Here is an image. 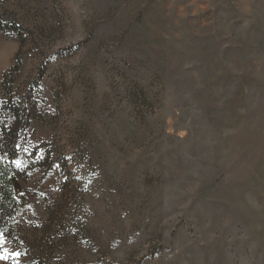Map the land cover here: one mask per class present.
<instances>
[{
	"label": "rangeland",
	"instance_id": "rangeland-1",
	"mask_svg": "<svg viewBox=\"0 0 264 264\" xmlns=\"http://www.w3.org/2000/svg\"><path fill=\"white\" fill-rule=\"evenodd\" d=\"M0 23L28 35L0 31V264H264V0H0ZM5 103L35 107L13 150Z\"/></svg>",
	"mask_w": 264,
	"mask_h": 264
},
{
	"label": "trees",
	"instance_id": "trees-1",
	"mask_svg": "<svg viewBox=\"0 0 264 264\" xmlns=\"http://www.w3.org/2000/svg\"><path fill=\"white\" fill-rule=\"evenodd\" d=\"M0 31H11L15 33L19 39L20 47L22 48L25 46L26 44L25 42L28 39V35L23 27L16 25V24L1 25L0 23ZM20 66H21V62H20L19 55L17 54L15 56L14 66L10 70H8L9 73H11V76L13 74L18 73ZM8 71L3 74L1 85L3 89V95L7 97L8 100L10 101V98H11L10 88L7 90V93L4 89V85L7 83V79L10 78L7 75ZM1 110L4 114H6V117L12 118V121L10 122V126L6 127V129L4 130L5 132L3 131V134L6 139L5 143L9 145L11 150H13L15 143H16V137H17L16 132H17L18 125L20 124L21 120H23L24 127H27L29 123V116L31 114V111L35 110V107H34V104L33 105L24 104L20 107L19 105L14 106L10 103L9 104L5 103L2 105ZM6 179L7 177H5L4 175L3 181ZM0 205H1L0 211L3 213V216H6L7 213L11 215V213L14 210L15 202L12 200V197L9 191L7 192L4 198L3 197L1 198Z\"/></svg>",
	"mask_w": 264,
	"mask_h": 264
},
{
	"label": "snow or ice",
	"instance_id": "snow-or-ice-1",
	"mask_svg": "<svg viewBox=\"0 0 264 264\" xmlns=\"http://www.w3.org/2000/svg\"><path fill=\"white\" fill-rule=\"evenodd\" d=\"M7 257L0 256V259H6Z\"/></svg>",
	"mask_w": 264,
	"mask_h": 264
}]
</instances>
